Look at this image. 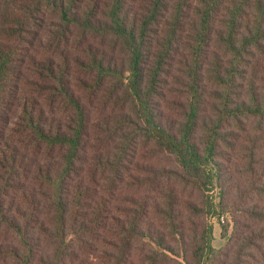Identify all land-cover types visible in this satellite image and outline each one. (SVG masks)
Listing matches in <instances>:
<instances>
[{
  "label": "trees",
  "instance_id": "obj_1",
  "mask_svg": "<svg viewBox=\"0 0 264 264\" xmlns=\"http://www.w3.org/2000/svg\"><path fill=\"white\" fill-rule=\"evenodd\" d=\"M0 264H264V0H0Z\"/></svg>",
  "mask_w": 264,
  "mask_h": 264
},
{
  "label": "rangeland",
  "instance_id": "obj_2",
  "mask_svg": "<svg viewBox=\"0 0 264 264\" xmlns=\"http://www.w3.org/2000/svg\"><path fill=\"white\" fill-rule=\"evenodd\" d=\"M218 193H219V188L214 190L212 193H209L210 195H212L215 199V203H219L220 202V198H218ZM123 194V193H122ZM197 194H195L192 198L197 199ZM209 224L213 225L214 230H213V235H214V241H213V246L220 248L223 243H225L226 239H222L221 237V224H226V222H230L231 217L228 214H221L219 217L218 216H208L206 219Z\"/></svg>",
  "mask_w": 264,
  "mask_h": 264
}]
</instances>
